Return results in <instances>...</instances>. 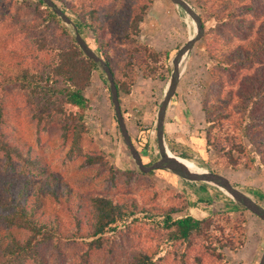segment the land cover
I'll return each instance as SVG.
<instances>
[{
  "label": "trees",
  "instance_id": "1",
  "mask_svg": "<svg viewBox=\"0 0 264 264\" xmlns=\"http://www.w3.org/2000/svg\"><path fill=\"white\" fill-rule=\"evenodd\" d=\"M228 1L222 9H217L214 15L212 6L197 0L200 7L207 13H212L207 14V18L200 16L204 29L212 15L218 25L233 24L241 15L255 14L264 5V0L259 3L248 1L249 5L244 6L241 12L236 8L235 13L232 11L225 15L231 3ZM110 2L111 7L100 8L96 0L83 1L80 6H72L70 10L76 16L73 23L87 44L92 47L93 43H100L96 52L110 67L120 97L122 92L130 93L139 77L138 71L142 72L145 79L159 78V63L169 55L159 53L139 40L141 25L153 0ZM41 7H45L40 11L44 14L43 23H55L65 39V44L57 49L52 46L55 55L46 62L40 58L49 51L48 38L36 40V55L28 51L27 56L18 59V52L13 51L9 52L11 56L6 59L9 65L5 66V63L0 61V164L3 165L2 170L5 173L9 168H15L16 162L22 165L24 161L26 165L25 168L22 167V179L17 178L14 183H1L0 264H55L54 256L64 258V248L70 249L75 244L82 253L74 264H166L167 259L163 256L156 259L155 255L148 251L137 248L129 250V246L135 241V235L128 233L129 225L119 230L121 222L143 213L137 205L133 210H129L124 204H115L112 199L103 196L86 198L84 195H74L69 184L59 173L51 171L44 175V170L49 164L48 157L55 160L54 163L66 176L74 171L81 173L97 169L91 177L92 182L106 170L108 162L102 154H85L82 146L87 133L84 111L89 108V101L84 94L92 84L93 74L99 70V66L85 55L62 19L44 0H39L38 9ZM62 10L66 13V9ZM111 23L116 38L114 41L108 39V26ZM31 28L20 26L23 32ZM258 30L259 37L251 41L249 47L241 51L238 59L232 60L224 70L234 73V69H242L237 77L239 84H236L238 81L234 84L239 87L226 92L220 102L210 105L205 101L203 104L207 123V147L214 148L226 166L235 171L243 166L253 170L256 166L257 157L246 145V139L253 146H257V153L262 157L261 165L264 166V22ZM87 31L94 35L92 39L91 36L85 38ZM101 32L106 35L104 39L100 37ZM118 48L123 55L120 59L117 55L118 61L114 62L110 51ZM214 70L211 74H214ZM103 75L105 76L104 73ZM217 83L213 84V90L218 86ZM12 96H20L29 107L31 123L38 138L39 148L30 146L25 155L20 153L17 139L9 132L11 116L7 112L5 101ZM216 100L218 99L214 101ZM57 124H61V144L59 148H49L45 154L40 149L41 136ZM143 145L149 147L148 143ZM35 150H40V156ZM81 155L85 160L73 169ZM154 162L151 161L150 164ZM109 173V178L115 181L117 172L110 169ZM136 173L140 177L150 178L155 171L145 174L137 169ZM33 175L39 179L35 181ZM78 182L81 186L87 183L82 178L78 179ZM198 185L200 190L195 193L199 202L212 204L209 192L214 189L234 209H243L219 188L206 183ZM257 194L261 195L260 192ZM261 196L264 199V196ZM190 204L191 208H198L195 203ZM190 204L186 202L181 207L167 210L155 209L151 214L148 211V218L143 224H148L156 231L162 249L165 246H170L173 250L178 247L181 249V253H173V262L177 264H188L190 250L203 238L206 241L196 257L201 264L204 258H210L220 264H230L224 250L237 252L242 244L238 247L239 243L232 239L210 234L214 226L212 217L203 220L191 215L177 220L173 218L174 214L182 213L188 207L190 209ZM87 206L91 211L86 209ZM42 209L45 216L38 214ZM60 211L66 212L73 222H77L76 230L69 233L67 229L64 230L62 221L65 220V215ZM86 214H93V217ZM81 216L89 217V222L82 221ZM84 227H87V230ZM108 232L113 234L108 235Z\"/></svg>",
  "mask_w": 264,
  "mask_h": 264
},
{
  "label": "rangeland",
  "instance_id": "2",
  "mask_svg": "<svg viewBox=\"0 0 264 264\" xmlns=\"http://www.w3.org/2000/svg\"><path fill=\"white\" fill-rule=\"evenodd\" d=\"M52 1L61 10L62 8L66 9V14L72 21L76 20V16L70 8L80 6L83 1L89 2V0ZM96 1L100 8L112 6L110 0ZM185 1L203 18H207V14H210L199 6L197 0ZM227 1L208 0L207 3V0H202L203 3L206 2L207 6L213 7L212 13L214 15H216L217 9L224 6ZM230 1V7L226 10L225 15L232 11L235 13L236 8H239L241 12L244 6L249 5L248 1L259 3L261 0ZM38 3L39 0H0V61L4 62L5 66L9 65L6 61L7 57L11 56L9 52H18V59L27 56L28 51H32L36 55L38 53L35 50L38 47L36 40L40 38H48L47 48L49 51L42 54L40 58L45 62L55 55L52 46L57 49L65 44V39L55 23L48 25L43 23L44 14L40 11H43L45 7L38 9ZM263 14L264 5L255 14L241 15L233 24L218 25L213 15L206 22L203 38L195 44L187 56L178 88L168 107L165 121V141L169 151L174 156L192 161L203 170L226 177L235 188L246 193L256 203L264 207V199L261 196H264V166L261 165L262 157L257 153V146H253L248 139L245 140L250 151L255 152L257 157V163L253 170L244 166L237 171L228 168L219 157L218 152L214 148L209 149L207 147V123L206 114L203 111L205 101L213 105L218 101L220 102L223 95L230 89L235 90L239 87L234 84L238 81L237 77L242 69H234V73H227L224 70L232 60L238 59L241 51L246 50L251 41L259 37L257 32L264 22ZM21 25L33 29L23 32L20 29ZM65 26L76 38L74 28L66 24ZM141 26L139 40L146 45H149L147 42L152 41L163 50L159 52L152 46L159 53L169 55L167 59H163L159 63L161 78L145 79L142 72L138 71L139 77L130 93L122 92L120 94L121 109L128 132L144 164L150 166L161 158L157 139L158 114L175 70L174 59L179 51L197 35V25L183 8L175 5L171 0H153V4ZM87 33L88 35L84 34L85 38L91 36L92 39L94 35L89 31ZM100 37L104 39L106 35L101 32ZM108 37L112 41L116 39L112 31V23L108 26ZM99 45V42H95L91 48L96 52ZM120 50L118 48L110 51L114 62L118 61L117 55L119 59L123 55ZM220 66H223L224 69ZM213 70L215 72L211 74ZM103 73L100 68L94 72L92 84L84 94L89 101V108L84 111L87 133L82 146L85 154H102L105 156L108 162V166L105 167L106 170L102 171L101 175L92 182L91 177L97 169L81 173L74 171L73 174L70 173L66 176L54 163L55 160L48 157L47 162L49 164H47L48 168L44 170V175L51 171L56 174L59 173V176L69 184L74 195H84L86 198L103 196L112 199L115 204H124L129 210H133L135 205L143 210V213L131 216L119 224V230L125 229L129 225L128 233L135 235V241L129 246V250L142 249L155 255L156 259L163 256L167 259L166 264H177L173 262L174 256L177 255L174 251L181 253V249L178 247L173 250L170 246H165L162 249L156 231H153L148 224L144 225L143 223L147 220L149 213H154L155 209L167 210L191 202L198 205L197 209L202 212L199 214L193 212L192 215L190 204V209L188 207L184 212L174 214L173 218L177 220L191 215L198 220H203L212 217L214 226L210 234L214 237L232 239L239 243L238 247L242 244L237 252L224 250L230 264H260L264 253V221L258 216L244 208L242 210L234 209L214 189L209 192L212 204L199 202V197L195 193V191L200 190L198 183L189 182L169 170L155 171V174L150 178L138 176L136 170L139 168L122 137L111 100L110 84L106 74L104 73V76ZM216 82H218V86L213 90V84ZM215 99L218 100L214 101ZM5 103L7 112L11 116L9 132L17 139L20 153L25 155L30 146L35 149L39 148L36 131L31 123L30 109L26 103L20 96L9 97ZM60 125L51 127L48 132L41 136L40 149L45 154L49 148L51 150L55 147L59 148L61 144ZM147 143L149 147L143 145ZM35 152L40 154V150H35ZM84 160L81 155L76 165L73 166L71 163L70 167L73 166V169H76L75 167ZM151 161L155 162L150 164ZM23 166L26 167L24 161L22 165L16 162V167L9 168L5 173L2 170L3 165L0 164V190L3 188L1 183L4 181L14 183L17 178H23ZM70 167L67 166V168ZM110 169L117 172L115 181L109 178L111 176ZM133 171L135 174H132ZM33 178L35 181L39 179L38 176L34 175ZM80 178L86 180L87 183L81 186L78 182ZM258 192L261 195H258ZM86 209L91 211L88 206ZM43 210L38 211V214L45 216ZM60 212L65 215V220L62 221L64 230L67 229L68 233L71 230H76L77 222H73L66 212ZM86 215L93 217V214ZM81 217L83 218L82 221L89 222V217ZM137 218L138 221L135 222ZM158 219L162 221L161 217ZM84 229L87 230V227ZM112 234L108 232V235ZM85 240L90 241V239ZM205 241L204 238L201 239L190 250L188 264H201L196 257L200 254V249ZM64 249L66 251L64 258L63 256H54L55 264H74V261L77 262V258L82 253L76 244L70 249ZM202 264L220 263L214 262L210 258H204Z\"/></svg>",
  "mask_w": 264,
  "mask_h": 264
},
{
  "label": "water",
  "instance_id": "3",
  "mask_svg": "<svg viewBox=\"0 0 264 264\" xmlns=\"http://www.w3.org/2000/svg\"><path fill=\"white\" fill-rule=\"evenodd\" d=\"M171 1L175 5L183 8L188 13V15L191 16V18L195 21L197 25V35L179 51V53L174 59L175 70L172 74L168 90L166 91L164 100L161 103L158 114L157 139L161 158L154 164L147 166L144 164L143 159L140 153L138 152L137 148L134 146L132 138L128 132L121 109L119 91L114 81V76L110 67L101 57L96 54V52L83 39L71 18H69V16H67V14L63 12V10L58 8V6L52 0H44L47 6L52 8L66 25L74 28L76 40L80 44L85 55L88 58L94 60L98 64L99 68L106 74L108 82L110 84L111 100L118 118L122 137L124 139L125 144L130 149L132 157L139 170L145 174L158 170H169L189 182L206 183L213 185L219 188L228 197L233 199L240 207L250 211L251 213L258 216L261 220L264 221V207L256 203V201L246 193L235 188L226 177L208 171L205 173H193L187 167L181 164L178 161L177 157L171 156L169 154L168 147L165 141V121L168 107L172 101V98L175 96L176 90L178 88L183 73L184 64L187 62V56L190 54L195 44L200 41L204 35V27L201 17L191 7V5L185 0ZM260 264H264V253Z\"/></svg>",
  "mask_w": 264,
  "mask_h": 264
},
{
  "label": "bare ground",
  "instance_id": "4",
  "mask_svg": "<svg viewBox=\"0 0 264 264\" xmlns=\"http://www.w3.org/2000/svg\"><path fill=\"white\" fill-rule=\"evenodd\" d=\"M169 151V149H168ZM169 154L171 156H174V154H172L170 151H169ZM176 157V156H174ZM178 161L183 164L185 167H187L191 172L193 173H205L207 172L206 170H203L201 168H199L196 164H194L192 161H189L187 159H184V158H181V157H177Z\"/></svg>",
  "mask_w": 264,
  "mask_h": 264
},
{
  "label": "crops",
  "instance_id": "5",
  "mask_svg": "<svg viewBox=\"0 0 264 264\" xmlns=\"http://www.w3.org/2000/svg\"><path fill=\"white\" fill-rule=\"evenodd\" d=\"M149 45L151 46H154L159 52L160 51H163L161 50L160 48L157 47V44H155L154 42H147ZM166 126V125H165ZM193 212L196 213V214H199L200 212H202L200 209H197V208H191L190 209V213L193 215Z\"/></svg>",
  "mask_w": 264,
  "mask_h": 264
}]
</instances>
